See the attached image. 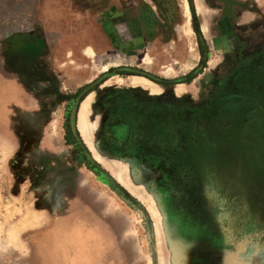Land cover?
<instances>
[{
    "label": "rangeland",
    "instance_id": "obj_1",
    "mask_svg": "<svg viewBox=\"0 0 264 264\" xmlns=\"http://www.w3.org/2000/svg\"><path fill=\"white\" fill-rule=\"evenodd\" d=\"M36 2L0 0V264H157L151 221L126 189L143 188L165 243L150 191L168 195L175 187L161 191L153 174L142 182L128 159L103 145L100 109L113 100L126 109L134 98L153 118L182 121L181 131L191 135L189 112L195 119L208 113L228 81L235 92L252 91L250 75H237L248 60L258 59L264 75V0H171L169 41L158 34L146 42L133 23L129 42L109 40L112 28L99 27L96 17L99 12L108 17L110 0ZM17 24L21 36L14 33ZM94 31L101 33L96 49L90 40ZM263 75L253 94L264 106ZM90 94L87 119L90 125L96 121L98 162L77 131L78 106ZM218 110L195 125L205 137L186 138L185 153L176 154L178 166L195 167L188 183L214 188L217 183L208 199L229 193L241 199L240 212H229L228 238L242 243L255 264L264 250V120L246 127L242 109ZM174 113L178 121L169 116ZM109 160L127 168L119 183ZM112 188L144 212L151 241L141 219ZM165 249L170 259L166 243Z\"/></svg>",
    "mask_w": 264,
    "mask_h": 264
},
{
    "label": "flooded vegetation",
    "instance_id": "obj_2",
    "mask_svg": "<svg viewBox=\"0 0 264 264\" xmlns=\"http://www.w3.org/2000/svg\"><path fill=\"white\" fill-rule=\"evenodd\" d=\"M245 67L247 68L241 67L237 75L242 74L244 78L250 75L252 83L249 82V84L253 88L252 91L245 93L243 89L241 92H235L231 82L228 81L226 90L208 113L199 114V118L195 119L196 114L189 112V116H192L193 119H191L194 120L191 135L181 131L182 121L176 125L174 119L164 120L163 116L164 119H160L159 115L153 118L154 114L147 112L148 107L145 110L143 105L139 106L138 103L133 102L134 98L131 99V104L126 105V109H120L116 105V100L100 109L102 122L99 134L103 145L117 156L127 155L131 168L145 172L143 173L145 179H150V174L155 175L156 180L152 181L156 188H162L161 191H165L163 186L175 187L176 192L174 191L173 194L161 193V202L165 208L164 212L167 213V221L171 225L172 238L177 241L178 249L183 254L182 259L179 257V264H254L252 260L255 257L249 255L247 248H243L240 242L236 244L235 241L229 242L228 238V224L231 218L229 212L233 215L240 212L238 204L241 199H236L233 193L225 194L226 197L223 199H208V192H215V189L218 191L217 183H214V188L213 185H205L204 182L194 184L185 182L190 172L194 171L191 173L194 175L196 169L192 164L185 162V165L179 167L180 156H176L177 153H185L186 138L194 141L196 137H205L200 130H196L195 125L202 118H207L214 111H219L218 109L226 114L242 109V121L245 122L246 127L254 123V120L257 122L264 120V106L253 94L255 88L260 89L263 75L258 59L248 60ZM142 100L148 101V99ZM152 107L156 108L150 106ZM157 107H162V103ZM175 114L180 115L174 113L169 116L174 117ZM176 119L179 120V118ZM155 138L168 140L156 141ZM165 149H167L166 153H164ZM203 149H205L204 146ZM138 178L140 177H135V179ZM213 195L218 196L214 193ZM225 195H221V198ZM230 206L235 208L230 210ZM241 222L244 220L242 219ZM239 230L240 227H236L235 231ZM262 251L255 264H264V250Z\"/></svg>",
    "mask_w": 264,
    "mask_h": 264
},
{
    "label": "crops",
    "instance_id": "obj_3",
    "mask_svg": "<svg viewBox=\"0 0 264 264\" xmlns=\"http://www.w3.org/2000/svg\"><path fill=\"white\" fill-rule=\"evenodd\" d=\"M30 1L34 2V4L37 3L36 0ZM98 2L100 4L101 0H98ZM171 7V0H135L134 2L133 0H110L108 7L105 8V11H107L105 13L108 17H105L103 12H99L96 19L99 21L97 23L99 27L102 25L103 27L110 26L112 28L113 33L109 32L112 35L108 33L109 40L112 36L114 38L112 40L129 42L131 40V34L128 31V27L133 23V25L139 27L141 34L138 35H140L143 42L150 41L158 34L165 36L164 41H169L170 38L168 35L171 36L174 32ZM37 8L35 5L34 9ZM99 8L100 5H98ZM154 10H157L158 14ZM100 18H105V21L101 23ZM1 25L4 29L5 21H2ZM33 26L29 24V27H32L30 28V34L33 33ZM14 27H16V31H14L17 34L16 36L23 35L22 32L17 31L19 29L18 27H21L20 24H17V26L14 25ZM100 34L94 31L90 39L93 42L92 47L94 49L97 48L98 40L101 39ZM4 40L5 37L2 38V41Z\"/></svg>",
    "mask_w": 264,
    "mask_h": 264
},
{
    "label": "bare ground",
    "instance_id": "obj_4",
    "mask_svg": "<svg viewBox=\"0 0 264 264\" xmlns=\"http://www.w3.org/2000/svg\"><path fill=\"white\" fill-rule=\"evenodd\" d=\"M199 12V10H198ZM185 19L186 24L189 22V15L187 13V9L185 8ZM191 53L188 54L187 58H191ZM138 82V81H136ZM144 86L148 87L150 91L156 92L158 91V88L156 86H152L150 82H147L145 80L140 81ZM93 95L90 94L83 98L78 106L77 110V131L79 133V136L85 146L88 148L90 153L92 154L94 160L96 162L100 161L99 155L96 153V150L93 145V138L95 136L96 132V121L94 124H89L87 117L89 116V109L90 105L93 101ZM96 120V119H95ZM99 153V152H98ZM110 163H112V166H110V172L116 182H120L122 176L127 172V168L125 165L118 164L116 162H113L112 160H109ZM114 163V164H113ZM111 165V164H110ZM127 192L133 196L145 209L153 229V240H154V250L156 255V261L157 264H166L168 259V254L165 249V243L163 241L162 231L160 230L159 225V217L158 214L152 204V202L149 201V199L144 196V191L142 187H136V188H127Z\"/></svg>",
    "mask_w": 264,
    "mask_h": 264
},
{
    "label": "water",
    "instance_id": "obj_5",
    "mask_svg": "<svg viewBox=\"0 0 264 264\" xmlns=\"http://www.w3.org/2000/svg\"><path fill=\"white\" fill-rule=\"evenodd\" d=\"M123 159H127V155H122L121 156ZM138 169V168H137ZM133 170V169H132ZM137 172H138V174L140 175V176H142L143 178H142V182H145L146 181V179L144 178V176L142 175V173H141V170L140 169H138L137 170ZM188 179V178H187ZM186 179V180H187ZM185 182H187V181H185ZM188 183V182H187ZM191 184V183H190ZM189 184V185H190ZM113 189V191L116 193V195L123 201V203L125 204V205H127L130 209H132L133 211H135V213L138 215V217L141 219V224H142V226L145 228V234H146V237H147V239H148V241H151V237H150V234H149V232H148V229H147V220H146V216H145V214H144V212L140 209V207L136 204V203H134V202H132V200H130V199H128V198H126L125 196H124V194L123 193H121L118 189H116V188H112ZM154 196L153 197H155V199H156V203H157V208H158V210H159V212H160V214H161V217H162V229H163V234H164V237H165V243H166V247H167V250L169 251V253H170V259H169V262H170V264H179V261H180V259H182L183 258V254L181 253L182 251L181 250H179L178 248V245L176 244L177 243V241L174 239V238H172V234H171V231H170V229H171V225L168 223V221H167V213L166 212H164L165 210V208H164V206H163V204H162V202H161V194L160 193H158L156 190H153L152 189V191H150ZM171 194V193H170ZM172 230V229H171ZM179 257H180V259H179Z\"/></svg>",
    "mask_w": 264,
    "mask_h": 264
},
{
    "label": "trees",
    "instance_id": "obj_6",
    "mask_svg": "<svg viewBox=\"0 0 264 264\" xmlns=\"http://www.w3.org/2000/svg\"><path fill=\"white\" fill-rule=\"evenodd\" d=\"M155 140H156V141L159 140V141H165V142H166V140H168V139H165V138H155ZM164 144H165V143H164ZM183 165H185V163H184ZM183 165H182V166H183ZM182 166H181V167H182ZM175 172H176V171H175ZM193 172H194V171H192V172H190V173H193ZM187 178H188V176H187Z\"/></svg>",
    "mask_w": 264,
    "mask_h": 264
}]
</instances>
